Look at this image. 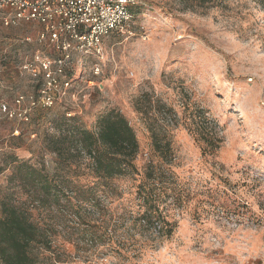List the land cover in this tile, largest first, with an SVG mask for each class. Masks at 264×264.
<instances>
[{
	"label": "rangeland",
	"instance_id": "rangeland-1",
	"mask_svg": "<svg viewBox=\"0 0 264 264\" xmlns=\"http://www.w3.org/2000/svg\"><path fill=\"white\" fill-rule=\"evenodd\" d=\"M137 1L144 5L132 22L104 41L102 74L92 75L91 61L68 70L74 103L36 110L28 123L0 119V191L9 154L51 168L53 155L43 140L54 134L57 116L91 130L116 111L136 135V171L98 187L105 245L77 252L59 235L55 244L66 250L54 252L61 254L59 264H264L263 8L231 0L225 10L200 13L178 0ZM32 33L29 26H0V100L38 90L16 72L36 51L21 43ZM64 107L74 111L71 117ZM197 109L221 140L212 154H203L196 141ZM152 133L167 149L165 158ZM76 181L96 182L88 175ZM149 195L153 226L141 219Z\"/></svg>",
	"mask_w": 264,
	"mask_h": 264
},
{
	"label": "trees",
	"instance_id": "trees-1",
	"mask_svg": "<svg viewBox=\"0 0 264 264\" xmlns=\"http://www.w3.org/2000/svg\"><path fill=\"white\" fill-rule=\"evenodd\" d=\"M185 10L205 13L228 8L231 0H178ZM263 8L264 0H253ZM165 107V106H163ZM172 112V109H168ZM168 112V113H169ZM196 141L203 154L216 152L220 138L208 131L210 120L197 109ZM54 134L46 135L43 148L53 155L52 166L39 167L6 156L9 167L6 186L0 191V264H59L64 247H57L59 235L67 245L82 252L106 243L107 226L102 219L103 200L98 187L135 173L138 142L128 121L118 112L102 115L93 129H85L78 121L63 115L52 121ZM153 146L162 158L167 155L152 133ZM91 176L96 182L86 186L76 179ZM154 198L149 195L147 210L141 216L148 226L157 225L150 209ZM155 219V220H154ZM101 222V226L97 223ZM91 264V263H89Z\"/></svg>",
	"mask_w": 264,
	"mask_h": 264
},
{
	"label": "built area",
	"instance_id": "built-area-1",
	"mask_svg": "<svg viewBox=\"0 0 264 264\" xmlns=\"http://www.w3.org/2000/svg\"><path fill=\"white\" fill-rule=\"evenodd\" d=\"M137 0H0V26L18 29L29 26L30 43L36 51L16 68L20 78L38 85L34 96L17 93L9 103L0 100V119L28 123L36 110H48L71 99L68 70L91 61L94 77L102 74L104 41L122 33L134 19ZM88 84L95 85L93 82ZM67 117L71 109L63 108Z\"/></svg>",
	"mask_w": 264,
	"mask_h": 264
}]
</instances>
